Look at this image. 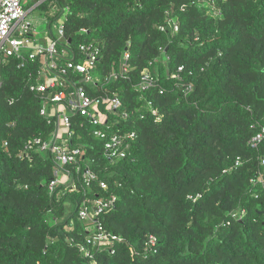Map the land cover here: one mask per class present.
I'll list each match as a JSON object with an SVG mask.
<instances>
[{"label":"trees","instance_id":"obj_1","mask_svg":"<svg viewBox=\"0 0 264 264\" xmlns=\"http://www.w3.org/2000/svg\"><path fill=\"white\" fill-rule=\"evenodd\" d=\"M56 1L72 42L102 47L100 76L129 50L128 74L107 90L122 99L123 128L137 140L127 158L111 161L93 127L75 117L81 169L67 166L70 184L50 194L53 155L20 156L30 138L54 130L30 90L36 66L19 69L14 58L2 66L0 264H89L78 246L87 235L78 209L88 167L108 188L95 181L87 196L118 197L103 218L126 240L114 255L95 251L100 264H264V140L249 143L252 125L264 124V0H214L218 17L200 0ZM81 28L88 32L78 36ZM145 70L155 82L139 90ZM150 235L157 253L138 255Z\"/></svg>","mask_w":264,"mask_h":264},{"label":"built area","instance_id":"obj_2","mask_svg":"<svg viewBox=\"0 0 264 264\" xmlns=\"http://www.w3.org/2000/svg\"><path fill=\"white\" fill-rule=\"evenodd\" d=\"M33 1V2H32ZM0 0V70L14 58L19 69H25L34 64L36 81L30 84V90L44 100L40 113L48 123L54 125V130L48 138H30L21 152V158H30L35 150L50 152L55 160V178L49 185L50 194H54L60 184L69 185L72 172L67 166L72 165L80 172V161L85 151L72 143L77 134L75 117H81V126L91 125V133L98 138L103 146L105 155L111 160L128 157L132 145L137 140L136 131L123 128V118L126 113H120L123 105L117 92H108L109 84L124 78L130 68L128 61L130 52H124L122 63L116 70L105 77L98 74L102 47L96 39L72 42L67 32L68 16L64 11L59 13L60 5L56 0ZM214 0H200V5L208 7V13L218 17L221 12L213 4ZM32 3V4H31ZM45 5V7H44ZM37 9L47 14V30L45 36L39 38L37 20L30 15ZM169 25L174 32L179 31V22L169 19ZM162 30L166 26L161 27ZM88 30L81 28L78 36ZM155 82L154 76L148 70L142 72L137 88L144 90ZM3 81L0 75V88ZM103 89L104 93L93 94L91 91ZM252 128L256 133L250 140L253 148H258L264 140V124L255 123ZM7 145V143H5ZM264 163V161H263ZM242 164L239 157L236 166ZM98 181L102 189L108 188L106 180L98 176L88 167L82 175L84 198L79 205L78 216L86 225L87 235L79 249L89 264H100L95 251L117 253L119 244L125 243V238L105 226L103 216L107 211L116 207L117 196L110 198L92 199L87 196V189ZM202 194L190 195L197 201ZM242 212H233V218H241ZM230 223V222H229ZM73 225L68 229L72 230ZM73 244V242H72ZM158 251V238L150 235L144 243L143 250L138 255L152 256Z\"/></svg>","mask_w":264,"mask_h":264},{"label":"rangeland","instance_id":"obj_3","mask_svg":"<svg viewBox=\"0 0 264 264\" xmlns=\"http://www.w3.org/2000/svg\"><path fill=\"white\" fill-rule=\"evenodd\" d=\"M30 1H32V0H28V2H30ZM30 17L33 18L34 20H35V18H37L40 21V23L37 25V31L39 33L38 34L39 35V38L41 36H45V31L48 28L47 22H46L47 14L44 13V11L42 9H37L36 11H34L30 15Z\"/></svg>","mask_w":264,"mask_h":264},{"label":"crops","instance_id":"obj_4","mask_svg":"<svg viewBox=\"0 0 264 264\" xmlns=\"http://www.w3.org/2000/svg\"><path fill=\"white\" fill-rule=\"evenodd\" d=\"M35 20H37V21H38V23H40V21H39L37 18H35Z\"/></svg>","mask_w":264,"mask_h":264}]
</instances>
